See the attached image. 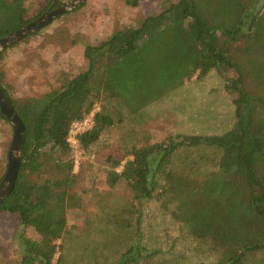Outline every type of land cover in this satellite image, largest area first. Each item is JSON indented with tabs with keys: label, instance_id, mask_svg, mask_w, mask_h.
<instances>
[{
	"label": "trees",
	"instance_id": "1",
	"mask_svg": "<svg viewBox=\"0 0 264 264\" xmlns=\"http://www.w3.org/2000/svg\"><path fill=\"white\" fill-rule=\"evenodd\" d=\"M24 1L0 0V39L63 4L34 0L27 7ZM123 1L135 8L143 0ZM10 47L0 52V65ZM84 57L85 72L34 97H12L2 85L0 69V88L25 126L18 177L0 204V213L18 215L23 227L20 264H55L58 251L56 264H67L64 243L58 242L69 234L68 210L81 205L74 190L80 178L68 142L72 124L100 105L94 126L77 136L87 152L125 114L144 110L186 79L212 70L233 74L225 84L235 107L233 127L219 135L184 133L132 146L121 159H107L106 184L112 189L126 184L135 202L155 201L169 210L194 239L221 250L220 264H264V256L248 263L249 256L264 254V0L171 2L137 26L115 29L100 44L87 45ZM2 120L7 121L0 109ZM205 151L220 156L214 160L217 172L200 181L196 172L204 157L191 154ZM181 153L187 155L179 171L175 160ZM119 224L131 230L128 222ZM27 229L37 237H27ZM139 232L134 231L132 245L113 264H160L158 252L141 245Z\"/></svg>",
	"mask_w": 264,
	"mask_h": 264
},
{
	"label": "rangeland",
	"instance_id": "2",
	"mask_svg": "<svg viewBox=\"0 0 264 264\" xmlns=\"http://www.w3.org/2000/svg\"><path fill=\"white\" fill-rule=\"evenodd\" d=\"M34 0H25L29 7ZM66 0H62V2ZM178 0H143L131 8L123 0H85L28 40L10 47L0 69L3 87L14 98L34 97L60 89L68 80L85 72L87 45H97L115 30L137 26L148 16L160 13ZM231 72L212 70L198 78L186 79L181 88L144 110L124 115V121L103 136L100 144L89 151L72 145L71 157L80 184L75 193L81 198L78 208L67 212L69 231L64 243L67 264H113L133 243L134 231L140 230L141 245L158 252L160 264H220L221 250L211 242L194 239L176 222L170 211L152 201L139 203L126 184L109 188L106 184L109 157L121 159L126 149L160 142L178 134L219 135L235 122L233 97L225 90ZM94 109L100 110V105ZM14 130L7 120L0 121V183L8 168V153ZM187 154L175 160L180 171ZM204 157L196 175L202 181L216 173L214 164L220 154L213 151L191 154ZM119 220L128 222L123 229ZM19 216L0 213V264H20L24 255ZM29 238L37 235L25 230ZM139 238V237H137ZM61 252L55 255L56 264ZM264 254L249 256L248 263H258Z\"/></svg>",
	"mask_w": 264,
	"mask_h": 264
},
{
	"label": "water",
	"instance_id": "3",
	"mask_svg": "<svg viewBox=\"0 0 264 264\" xmlns=\"http://www.w3.org/2000/svg\"><path fill=\"white\" fill-rule=\"evenodd\" d=\"M84 1L85 0H66V2L64 1L63 4L57 9L44 14L36 21L28 24L15 33L1 38L0 52L16 44L27 35L35 33L41 28L49 25L55 18L63 15L69 10L80 7L84 3ZM0 109L6 119L11 123L14 130L13 142L8 153L7 173L0 183L1 204L13 190L18 177L19 167L21 164V156L25 142V126L2 88H0Z\"/></svg>",
	"mask_w": 264,
	"mask_h": 264
},
{
	"label": "built area",
	"instance_id": "4",
	"mask_svg": "<svg viewBox=\"0 0 264 264\" xmlns=\"http://www.w3.org/2000/svg\"><path fill=\"white\" fill-rule=\"evenodd\" d=\"M95 113L96 110L93 109V111L83 120L76 121L72 124L68 138V142L71 144V146L78 145L77 136L83 132L90 130L94 126Z\"/></svg>",
	"mask_w": 264,
	"mask_h": 264
}]
</instances>
